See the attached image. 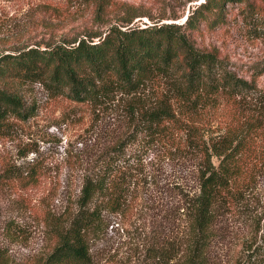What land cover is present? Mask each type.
Here are the masks:
<instances>
[{"label":"trees","instance_id":"1","mask_svg":"<svg viewBox=\"0 0 264 264\" xmlns=\"http://www.w3.org/2000/svg\"><path fill=\"white\" fill-rule=\"evenodd\" d=\"M99 1L98 18L104 7V0ZM229 4L254 8L251 0H203L184 23L129 27L138 16L128 7L120 23L104 32H86L46 49L0 55L2 130H9L12 119L25 121L33 115L20 92L28 82H39L54 96L95 109L114 104L127 128L133 129L110 146L85 179L79 208L58 233L44 264H95L90 241L105 227V215L126 214L139 193L140 173H134L125 153L126 145L139 138L175 150L193 163L195 173L191 189L179 182L170 189L179 197L175 210L185 230L173 246L153 249L157 254L151 264H214L213 246L228 238L220 233L228 232L225 220L249 214L247 194L257 187L264 169V113L254 105L264 68L246 79L217 48H199L191 39L202 22L217 27ZM219 111L226 123L208 137L213 113ZM6 175L13 178L10 170ZM249 221L254 244L249 242L252 238L243 243L246 261L264 264L260 199H254V218ZM0 264H6L1 254Z\"/></svg>","mask_w":264,"mask_h":264},{"label":"rangeland","instance_id":"2","mask_svg":"<svg viewBox=\"0 0 264 264\" xmlns=\"http://www.w3.org/2000/svg\"><path fill=\"white\" fill-rule=\"evenodd\" d=\"M202 1L104 0L98 18L99 0H0V55L46 49L86 32H104L120 23L128 7L138 16L129 27L184 23ZM251 2L254 8L229 4L217 27L202 22L191 34L197 47L217 48L246 79L264 68V0ZM257 81L254 105L264 113V75ZM20 92L34 113L25 121L12 119L9 130L0 128V254L6 264H44L57 245L58 233L79 208L85 179L110 146L133 129L127 128L114 104L95 109L54 96L39 82L23 84ZM225 121L221 111L214 112L208 137ZM126 146V157L141 176L139 193L126 214L105 215V227L90 241L95 264L154 263V250L176 244L186 227L175 210L179 197L170 189L178 182L191 189L193 163L170 147L150 145L143 138ZM6 170L13 173L12 179L6 178ZM247 195L249 214L225 220L228 232L220 233L228 238L213 246L214 264H248L243 243L252 238L249 242L254 244L249 220L254 218V199L264 205V169Z\"/></svg>","mask_w":264,"mask_h":264}]
</instances>
